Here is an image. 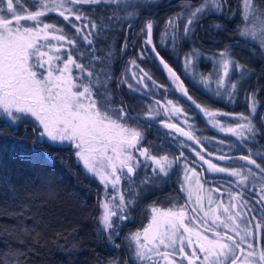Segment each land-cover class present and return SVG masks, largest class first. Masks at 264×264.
<instances>
[{
    "label": "snow or ice",
    "instance_id": "1",
    "mask_svg": "<svg viewBox=\"0 0 264 264\" xmlns=\"http://www.w3.org/2000/svg\"><path fill=\"white\" fill-rule=\"evenodd\" d=\"M156 2L0 0V117L4 119V126L13 131L15 126L31 122L39 141L74 149L86 173L103 185V198L97 205L98 232L114 248L121 247L116 239L123 222L132 218V209L139 208L144 196L158 183L166 182L164 178L170 176L174 166L181 165L180 190L186 193L187 201L172 202L167 208L158 207L154 201L146 210L150 213L147 227L125 237L136 264H264V216L245 219L254 209L248 207L244 192L229 188L227 203L214 198L213 192L220 196L224 192L220 187L205 189L201 172L189 166L182 151L174 156L154 152L151 146L144 145V132L153 127L151 122H159L191 141L198 147L191 150L207 165V171L234 178L233 187L248 188L250 178L254 181L257 177L254 169L259 170V178L264 181V155L256 153L261 155L258 163L251 149L239 156L220 150L214 159L224 163H213L201 154L206 149L196 134L195 125L190 123L192 116L179 100L167 96L163 100L154 99L141 117L140 114L132 116L123 104L117 105L113 99L110 83L115 57L110 48L105 51L97 47L107 27L103 21L125 20L132 28L131 21L140 16L141 10ZM85 5L101 7L86 9L82 7ZM179 8L180 11L166 20L162 34V40L170 42L174 50L206 17L236 15L228 0H199L195 4L193 0H180ZM237 11L240 21L235 35L241 39L236 46L255 48L264 57V0H239ZM92 12L103 15L97 19ZM51 15L62 18L63 23L44 19ZM213 27L219 30L221 26ZM142 32L146 36L144 44L152 45L151 52L169 74L175 90L199 110L208 125L225 136L235 137L242 145L255 142L260 133L254 122L258 110L255 91L245 93L247 113L224 112L197 102L153 45L151 19L145 22ZM231 47L227 45L208 57L192 48L183 60L185 71L198 78L207 92L235 103L251 71L231 55ZM140 58H144V50ZM201 59L212 63V70L207 74L198 71L197 62ZM129 65L119 83L127 84L131 91L148 90L146 80L157 89L164 88L165 93L169 91L135 60ZM133 68L137 71L131 72L132 79L141 87L127 79V72ZM162 115L167 119L157 121ZM173 118L179 123L173 122ZM261 120L264 121V116ZM177 142L181 148L189 147L184 141ZM216 142L226 143L223 139ZM229 161L245 163L237 165ZM141 171L143 176L139 174ZM251 187L255 188L254 182ZM258 195L257 203L264 202V183L260 184ZM110 264L121 262L113 260Z\"/></svg>",
    "mask_w": 264,
    "mask_h": 264
},
{
    "label": "trees",
    "instance_id": "2",
    "mask_svg": "<svg viewBox=\"0 0 264 264\" xmlns=\"http://www.w3.org/2000/svg\"><path fill=\"white\" fill-rule=\"evenodd\" d=\"M178 5L179 0H158L141 10L140 16L131 21L132 28L125 20L103 21L107 27L97 47L105 51L110 48L113 52L110 88L115 102H127L131 113L135 112L131 101L147 102L146 97L131 91L126 84L120 83L117 87L118 77L120 81L131 60H140L158 83L168 87V94L176 96L145 46L142 29L151 19L155 47L163 58H170L160 40L166 20L180 11ZM91 15L99 19L103 13L92 12ZM52 18L56 23H63L56 16L48 20ZM140 19L143 20L137 27ZM142 50L145 55L139 59ZM151 96L152 100L158 98V94ZM139 174L144 175L143 171ZM164 186L165 182L158 183L148 193L159 196ZM102 198L103 186L84 171L74 149L39 141L31 122L17 125L13 131L4 126V119L0 117V261L3 264H110L113 260L136 264L125 240L130 232L137 230L131 227L132 218L120 228L116 239L120 248H114L99 234L97 205Z\"/></svg>",
    "mask_w": 264,
    "mask_h": 264
},
{
    "label": "flooded vegetation",
    "instance_id": "3",
    "mask_svg": "<svg viewBox=\"0 0 264 264\" xmlns=\"http://www.w3.org/2000/svg\"><path fill=\"white\" fill-rule=\"evenodd\" d=\"M193 3H199V0H193ZM228 3L233 11L236 12V15L232 16V18L217 15L206 17L199 25L195 27V30L192 32L191 43L192 48L198 49L204 57L217 54L225 46L232 45L230 49L231 55L241 64L247 65V67L250 69L251 74L248 82L244 85V91L237 95L235 103L227 102L226 98L214 97L201 86L200 82L193 81V79L189 80L185 76L179 64L175 63L171 57H165V60L171 67H173V69L177 72V75L181 77V80L184 82L189 94L197 102L206 106H210L224 112L247 113L245 93L247 91H255L258 101V110L257 115L254 118V122L260 129V133L255 137V142H249L246 145H242L240 141L236 140L235 137L225 136L223 133L218 132L216 129L208 125L206 120L203 118V115L199 113V110L195 109V106L192 105L190 101H187V99L182 95H178V93L174 92L176 96H173L167 92V96L170 99L179 100L181 104L189 111L190 115L192 116L190 123L195 125L196 134L197 136L201 137V144L208 152L218 155L220 154V150H222L224 153H227L231 156H239L241 154H247L248 150L251 149L252 153L254 154V158L257 159V162L259 163L261 161V155H264V121L261 120V117L264 116V57H262L260 52L255 48L246 46L244 44L236 46V42L241 39L235 35L237 24L240 21V16L237 11L239 0H228ZM177 8L180 10L179 5ZM216 24L221 26L219 30L213 27V25ZM197 66L198 71L204 74H207L212 70V63L208 59L199 60L197 62ZM162 75L165 81L166 79L169 81L166 82V85H171L173 87L172 83H170V78H168L164 71L162 72ZM120 85L121 84L119 83L118 77L117 87L119 88ZM140 103L141 102L135 103L131 101V106L134 108L133 112H136L131 113L130 109L128 108V103L124 101L126 109L131 113L132 116H136L139 114L140 110H142V104ZM219 119L229 120L227 117H220ZM151 123L153 124V127L146 129L147 142L149 141L151 143L149 146L152 147L153 144L158 143V149L162 152H167L170 156L178 155L182 151L184 156L187 158L188 164L192 165L197 171L201 172V177L203 182H205V185H207L210 189L220 187V190L224 192L223 196H220L218 192H213L218 199L228 202L229 197L227 192L229 188H231L233 192L243 191L245 199L249 202L248 207L254 209L252 213L248 214V219H251L253 215L256 216L257 219H260L262 216H264L263 202L257 203V200H259L258 192L260 187V184L257 181H253L255 183V188L251 187V184L253 183L251 181H249L250 186L248 188H244L243 186L233 187L231 182L234 181V178L220 173L207 174V167L203 163L196 161V156H191V153L189 152L191 149L198 150L197 147L183 140L170 130L164 128L162 124L153 122ZM173 136L176 137L175 140L173 139ZM220 139L225 140L226 143L223 145L218 144L216 141ZM177 141H184L189 145V147L181 148ZM229 141L232 143H227ZM147 142L146 145L148 146ZM258 152L261 155H256ZM201 154L205 156V159L211 160L213 163H224L217 162L207 157L204 153ZM228 163H235L239 165L245 162L229 161ZM180 167L181 165L174 166L170 176L164 179L166 182L165 186L162 188L164 190L163 193H161L159 196H157L156 193H148V195L145 197L146 199L141 202L140 207L132 209V220L130 221V224L133 229L136 228L137 230H142L144 227H147L148 223L150 222V213L146 212V210L148 209V206L152 204V202L156 201L157 206L161 208L169 207L172 202H178L180 204L185 202L183 193L180 190ZM254 171H256L257 175L260 176L258 170L254 169ZM252 222L255 223L256 221ZM262 243H264V240H262Z\"/></svg>",
    "mask_w": 264,
    "mask_h": 264
},
{
    "label": "rangeland",
    "instance_id": "4",
    "mask_svg": "<svg viewBox=\"0 0 264 264\" xmlns=\"http://www.w3.org/2000/svg\"><path fill=\"white\" fill-rule=\"evenodd\" d=\"M158 1V0H157ZM150 6V5H149ZM52 16H54V15H51V16H49V17H52ZM45 20H47V21H49V22H56L55 20H53V18H52V20L51 19H49L48 20V17H45L44 18ZM56 19H58V21H60V20H62V18H60V17H56ZM60 19V20H59ZM153 33V32H152ZM145 39H146V37H145ZM152 41H153V39H152ZM153 45H155L154 44V41H153ZM160 45L162 46V48L165 50V51H168V53H169V55H171V57H172V59H173V61L175 62V63H178L179 64V66H180V68L183 70V72H184V74H185V76L189 79V80H192L193 79V81H198L199 82V79L198 78H196V79H194L193 78V75H192V73L191 72H186L185 71V69H184V60H183V57H184V54H186L187 52H189L191 49H192V43H191V36L190 37H188V38H185V39H182V40H180L179 42H178V45H177V49L176 50H174L173 48H172V46H171V43L170 42H164L163 40H162V38H161V40H160ZM146 46V45H145ZM150 46V45H149ZM148 45H147V47H149ZM142 52V51H141ZM141 52L139 53L140 55H139V57H141ZM145 55V54H144ZM182 55V56H181ZM139 59H141V58H139ZM182 59V60H181ZM140 60H136V63L140 66V67H142L146 72H148L150 75H151V77H152V79L153 80H155L156 82H157V80H156V78L150 73V71L146 68L147 66H143L142 65V63H140L139 62ZM129 67H130V65H129ZM128 67V68H129ZM132 71H137V69H131L130 71H128L127 72V79L129 80V82L131 83V84H133L134 86H136V87H141V86H139V85H136V81L135 80H133L132 79V75H131V72ZM147 84H148V86H149V88H148V90H144L143 88H141V91H137L139 94H141L142 96H144V97H146V99H147V102L145 103V104H142L141 105V108H142V110H140V112H139V114L141 115V117L143 116V113H144V111H145V109L150 105V104H152L153 102H154V99L152 100V96H151V93H155V94H158V98L157 99H162L163 100V98L165 97V96H167V93H165V90L163 89V88H160V89H162L163 91H161L160 89H157V88H155L153 85H152V82L151 81H148V80H146L145 81ZM158 83V82H157ZM170 83H172L171 81H170ZM158 84H160V83H158ZM127 85V84H126ZM127 87H128V85H127ZM173 89H174V91L176 92V93H178V95H182L179 91H176L175 90V86L173 85ZM160 90V91H159ZM145 91H148L149 92V94L148 95H145ZM167 98H168V96H167ZM216 98H218V97H216ZM113 99H114V101H115V97L113 96ZM170 99V98H169ZM123 102V101H122ZM116 103V102H115ZM117 105H120V104H123V105H125L124 104V102L123 103H121L120 101H118V103H116ZM183 106V105H182ZM185 107V106H184ZM164 119H167L166 117H164L163 115L162 116H160V117H158L157 118V121H159V120H164ZM173 122H177V123H179L175 118H173ZM153 123H159V122H153ZM181 127H184V125H180ZM144 136H145V139H144V145L145 146H147L146 145V142H147V139H146V130H145V132H144ZM147 144H148V146L151 144L149 141L147 142ZM158 143H155V144H153L152 145V149H153V151L155 152V151H160L159 149H158V145H157ZM55 145H59V146H67V145H60V144H55ZM189 150V149H188ZM161 153H163L162 151H160ZM189 152L191 153V156H193L194 154H193V152L191 151V150H189ZM196 161H198L199 163H203L202 161H200V160H198L197 158H196ZM183 163V161L181 162V164ZM80 165L82 166V168H83V165L80 163ZM205 165V164H204ZM189 166L190 167H193L192 165H190L189 164ZM206 167H207V165H205ZM193 168H195V167H193ZM84 169V168H83ZM180 179H179V182H180V186H181V184L183 183V172H182V168L180 167ZM84 171L86 172V170L84 169ZM172 171H173V169H172ZM199 172V171H198ZM210 172H208L207 171V174H209ZM171 174V173H170ZM210 174H214V173H210ZM220 174H223V173H220ZM90 177H92V178H94L98 183H99V181L95 178V177H93V176H91L90 174H88ZM224 175V174H223ZM165 179V178H164ZM201 180H202V182H203V179H202V177H201ZM250 181L251 182H253V180L250 178ZM254 181H257L259 184H261V183H263V181L262 180H260V178H259V176L257 175V177L255 178V180ZM100 184V183H99ZM103 186V185H102ZM204 186H205V189H210L207 185H205V183H204ZM183 193V197H184V201L186 202L187 201V196H186V193L185 192H182ZM212 195H213V197L214 198H217V196L214 194V193H212ZM218 199V198H217ZM184 202V203H185ZM225 203H227V202H225ZM263 204H264V202H263ZM205 206H207L206 205V203H205ZM245 219H248V217H246Z\"/></svg>",
    "mask_w": 264,
    "mask_h": 264
},
{
    "label": "water",
    "instance_id": "5",
    "mask_svg": "<svg viewBox=\"0 0 264 264\" xmlns=\"http://www.w3.org/2000/svg\"><path fill=\"white\" fill-rule=\"evenodd\" d=\"M147 17H149V16H147ZM142 20L143 19H140V21H139V23H138V25H137V27H139L140 25H141V22H142ZM149 46V45H148ZM151 47H152V45H150L148 48H149V50L151 49ZM156 50H157V48H156ZM150 52H151V50H150ZM157 52H159L158 50H157ZM151 54L155 57V54L154 53H152L151 52ZM160 54V53H159ZM160 56L162 57V55L160 54ZM156 59V61H157V63L159 64V66H160V68L167 74V76H168V78H169V74L167 73V71L163 68V66L159 63V59H157V58H155ZM167 62V61H166ZM169 130V129H168ZM171 131V130H170ZM174 133V132H173ZM174 134H176V133H174ZM177 136H179L178 134H176ZM180 138H182L183 140H185V138L184 137H181V136H179ZM186 141V140H185ZM187 142H189L190 144H192L193 146H195V147H197V145H195V144H193L191 141H187ZM198 148V147H197ZM207 157H209V158H211V159H213V160H215L214 159V156L216 155V154H212V155H209V153L210 152H208L207 150L205 151V152H203ZM215 161H217V162H222V161H218V160H215ZM257 170V169H256ZM259 171V170H258Z\"/></svg>",
    "mask_w": 264,
    "mask_h": 264
}]
</instances>
